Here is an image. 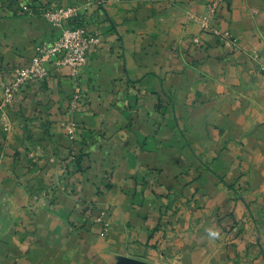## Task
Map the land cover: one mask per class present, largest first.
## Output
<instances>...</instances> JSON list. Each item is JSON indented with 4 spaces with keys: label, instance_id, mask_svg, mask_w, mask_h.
Wrapping results in <instances>:
<instances>
[{
    "label": "crops",
    "instance_id": "obj_1",
    "mask_svg": "<svg viewBox=\"0 0 264 264\" xmlns=\"http://www.w3.org/2000/svg\"><path fill=\"white\" fill-rule=\"evenodd\" d=\"M51 1L0 0V95L54 37L33 12ZM208 1L90 0V63L77 78L51 66L0 123V264H162L163 225L188 200L200 212L184 211L179 245L199 259L234 184L264 196V0L219 5L236 47L202 30Z\"/></svg>",
    "mask_w": 264,
    "mask_h": 264
},
{
    "label": "rangeland",
    "instance_id": "obj_2",
    "mask_svg": "<svg viewBox=\"0 0 264 264\" xmlns=\"http://www.w3.org/2000/svg\"><path fill=\"white\" fill-rule=\"evenodd\" d=\"M214 1L215 0H209L207 3L206 11L203 14L196 17V19L202 26V30L204 32L213 33L216 36L219 43L225 46L236 47V39L233 33L230 30H223L219 24L220 22L219 23L217 22L218 21L217 19H219L218 18L219 5H221V3H223L225 0L220 1L217 8L214 9L215 11L213 12L212 5ZM90 3H91L90 0L89 2L72 1L68 5H62V3L59 2L58 0H52L51 2L47 3L45 6L41 8L36 9L33 7L34 9L33 12H38L42 14L54 27L56 31L55 32L56 35L57 28L56 26L53 25L49 16H47L46 14L49 10L51 9L53 10L59 7H67L69 5H76L81 9H83V5H88L89 7L88 9H83L85 13L82 16L83 19H81L80 24H85L87 28L93 33L95 31L98 32L102 38L103 37L102 33L92 25L93 19L95 17V12L91 11ZM204 20L207 23L206 27L203 24ZM67 24L70 25L69 23ZM76 24L79 25V23ZM36 50H37V46H36ZM254 55L255 57L258 56L256 51ZM90 60H91V55L88 64L90 63ZM87 65L83 68V70L87 67ZM51 66H54V64L49 65V72H51L50 71ZM81 73L79 75L73 76L71 75L70 72V76L72 78H77L78 76L81 75ZM31 80H36V79H31ZM39 82L43 83L41 81ZM79 87L80 86L76 87V91L73 98L74 100L76 99L77 101L80 97V93L82 89L81 87L80 88ZM77 92H78V97L76 98L75 95ZM8 107L5 113L3 114L4 117L7 115L6 117L7 119H9ZM4 122L5 120L2 119L0 113V123L3 126H5ZM77 126L78 125L75 121H69L67 123L66 130L69 136L71 137L74 136ZM71 128L73 129V131H70ZM236 184H234L233 187L231 188L232 202H234V205L230 206L229 209L227 208L225 216L216 214L217 220H215V226H214L216 230L215 233L216 235L214 238L215 241H211L212 238L209 237V239H207L206 237L205 239H203L204 242H200L197 248L194 247L192 249V250L196 249V251H198L201 250L202 245L205 246V249L201 253V257H199V259L195 257L196 255H194L193 252L190 253L185 252L184 249H182L181 246L179 245V243L181 242V240L184 239L185 236L184 230L181 228V226H179V224L181 222V218L182 215L184 214V211H188L190 213L200 212V210L198 209V206H200V204H193L192 201L189 200L187 201V204L184 203L185 201H180V202L178 201L180 205L175 204V206L171 210L181 215L178 216L179 219L178 220L176 219L177 221L175 220L172 221L171 219V221L168 224L163 225V228L161 230L160 247L161 250L163 251L162 252L163 254L160 251H158L157 256L160 258V260L162 259L163 261L162 264H264V196H256L254 193H252L251 188L248 187V185H246L245 182L242 185L239 184L238 186ZM251 193L252 195L253 194L255 195L252 196V198L250 197ZM198 224L199 222L197 223L191 222L186 226L185 229L188 232L190 231L195 232L196 229L198 228ZM259 247L261 248L263 247V248L260 249ZM161 255L164 257H161Z\"/></svg>",
    "mask_w": 264,
    "mask_h": 264
},
{
    "label": "built area",
    "instance_id": "obj_3",
    "mask_svg": "<svg viewBox=\"0 0 264 264\" xmlns=\"http://www.w3.org/2000/svg\"><path fill=\"white\" fill-rule=\"evenodd\" d=\"M222 0H215L212 5L213 12ZM83 5V9H88ZM76 5L59 7L49 10V16L53 25L57 28L56 35L51 39L42 40L37 45V50L28 66L15 69V78L5 86L0 96V113L5 120V128L9 129V119L4 113L11 104L16 93L31 79L45 82L49 77V65L68 67L71 75H79L88 64L91 52L95 50L102 41L98 32H91L85 24L80 21L85 11ZM205 21V20H204ZM203 24L206 27V21ZM69 23L70 25H68ZM76 23H79L77 25ZM75 97H78V92ZM70 131H73L71 128Z\"/></svg>",
    "mask_w": 264,
    "mask_h": 264
},
{
    "label": "water",
    "instance_id": "obj_4",
    "mask_svg": "<svg viewBox=\"0 0 264 264\" xmlns=\"http://www.w3.org/2000/svg\"><path fill=\"white\" fill-rule=\"evenodd\" d=\"M121 264H152V263H149V262H146V261H142V260H139V259L123 257Z\"/></svg>",
    "mask_w": 264,
    "mask_h": 264
}]
</instances>
